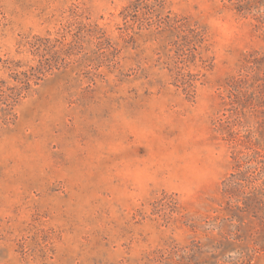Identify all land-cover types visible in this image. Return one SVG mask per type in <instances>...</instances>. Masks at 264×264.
<instances>
[{
  "label": "rangeland",
  "instance_id": "374dc122",
  "mask_svg": "<svg viewBox=\"0 0 264 264\" xmlns=\"http://www.w3.org/2000/svg\"><path fill=\"white\" fill-rule=\"evenodd\" d=\"M0 264H264V0H0Z\"/></svg>",
  "mask_w": 264,
  "mask_h": 264
}]
</instances>
